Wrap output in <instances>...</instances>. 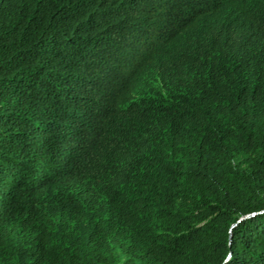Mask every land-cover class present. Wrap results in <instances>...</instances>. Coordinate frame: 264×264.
<instances>
[{
    "label": "trees",
    "instance_id": "16d2710c",
    "mask_svg": "<svg viewBox=\"0 0 264 264\" xmlns=\"http://www.w3.org/2000/svg\"><path fill=\"white\" fill-rule=\"evenodd\" d=\"M0 264H264V0H0Z\"/></svg>",
    "mask_w": 264,
    "mask_h": 264
}]
</instances>
